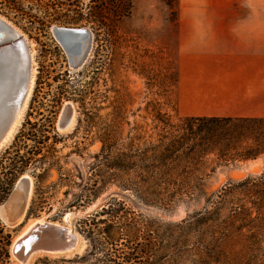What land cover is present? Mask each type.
Returning <instances> with one entry per match:
<instances>
[{"label": "rangeland", "instance_id": "1", "mask_svg": "<svg viewBox=\"0 0 264 264\" xmlns=\"http://www.w3.org/2000/svg\"><path fill=\"white\" fill-rule=\"evenodd\" d=\"M112 1L0 0V16L26 37L36 67L22 121L0 149V207L23 176L33 185L23 226L9 228L0 217V264H20L13 244L29 223L44 218L67 226V214L79 245L31 264H264V187L229 194L231 185L264 175V157L204 176L203 194L154 195L147 187L122 188L102 152L106 142L113 147L110 162L119 153H145L182 124L176 108L180 14L264 7L256 0H131L130 15L117 20L106 10ZM54 27L91 32L83 66H70ZM68 104L75 123L62 131ZM222 195L242 200L243 222L202 225L197 214Z\"/></svg>", "mask_w": 264, "mask_h": 264}, {"label": "trees", "instance_id": "2", "mask_svg": "<svg viewBox=\"0 0 264 264\" xmlns=\"http://www.w3.org/2000/svg\"><path fill=\"white\" fill-rule=\"evenodd\" d=\"M131 9V0H113L106 7L117 20L128 17ZM112 148L104 142L105 167L117 172L112 176L119 179L122 188L143 191L147 187L146 192L154 195L203 194L201 180L204 176L209 177L220 167L264 157V118H184L178 130L163 136L158 145L145 153H119L110 162ZM130 172L134 177L125 178ZM260 186L264 187V175L231 185L229 194L243 195L245 190L247 196L252 189L260 190ZM241 201L240 198L229 200L225 195L219 196L218 201H211V206L196 217L204 226L226 225L229 220V227H233L246 217Z\"/></svg>", "mask_w": 264, "mask_h": 264}, {"label": "crops", "instance_id": "3", "mask_svg": "<svg viewBox=\"0 0 264 264\" xmlns=\"http://www.w3.org/2000/svg\"><path fill=\"white\" fill-rule=\"evenodd\" d=\"M179 21L178 115L264 118V11L182 13Z\"/></svg>", "mask_w": 264, "mask_h": 264}, {"label": "bare ground", "instance_id": "4", "mask_svg": "<svg viewBox=\"0 0 264 264\" xmlns=\"http://www.w3.org/2000/svg\"><path fill=\"white\" fill-rule=\"evenodd\" d=\"M70 32L79 35L76 38H69ZM0 33H2L0 38L1 149L11 141L22 121L34 88L36 67L34 50L26 37L1 16ZM53 35L62 46L72 65L77 68L83 66L92 47L91 32L85 28L54 27ZM67 108L71 109V114L65 120ZM74 121V108L68 104L60 116L59 129L62 131L70 130L75 123ZM32 189L30 176H23L18 181L13 194L0 207V217L9 228H18L27 222L25 217L32 196ZM72 217V214L66 215L67 226L48 222L44 218L29 223L18 240L16 239V243L14 242V246L12 245V257L17 259L20 264H31L33 260L45 256V254L57 256L73 251L79 245V236L73 229ZM45 243L51 244V246H46ZM17 244L25 245L20 256H16L15 253V250L17 251L19 248Z\"/></svg>", "mask_w": 264, "mask_h": 264}, {"label": "water", "instance_id": "5", "mask_svg": "<svg viewBox=\"0 0 264 264\" xmlns=\"http://www.w3.org/2000/svg\"><path fill=\"white\" fill-rule=\"evenodd\" d=\"M79 34H77V33H73V32H70V34H69V38H76L77 36H78ZM2 37V33H0V38ZM70 62V61H69ZM70 66L73 68V69H77V67L75 66V65H72V63L70 62ZM65 113H66V116H65V120H67L68 119V117L70 116V114H71V109L70 108H67L66 109V111H65ZM62 124H63V122H62ZM60 125H61V123H60ZM15 190V189H14ZM18 245V249H17V251L15 250V253H16V256H20L21 254H22V249L24 248L25 249V245H20V244H17ZM44 245H46V246H51V244L50 245H47L46 243L44 244ZM20 246H21V248H20ZM17 247V246H16ZM25 254H26V252L24 253V257H25ZM23 258V257H22Z\"/></svg>", "mask_w": 264, "mask_h": 264}]
</instances>
